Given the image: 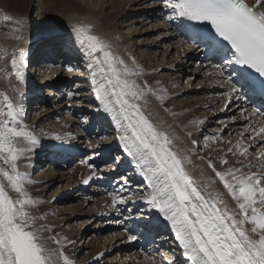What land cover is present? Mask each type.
Listing matches in <instances>:
<instances>
[{
    "label": "bare ground",
    "instance_id": "6f19581e",
    "mask_svg": "<svg viewBox=\"0 0 264 264\" xmlns=\"http://www.w3.org/2000/svg\"><path fill=\"white\" fill-rule=\"evenodd\" d=\"M38 1L39 24L35 28H28L26 18L24 20V18L6 12L0 5V56L7 50L16 53L23 52V57L26 58L27 47L36 45V50V47H40L41 43L44 46L43 53L49 57L36 70L34 66L37 57L42 55L41 52L39 53L40 50H36L33 53L34 57H30V61L25 63L24 81L15 88V90L20 89L19 96L15 98L16 103L23 106L27 115L28 110L31 113L33 111L30 109L32 107L29 103L33 100H37V103H39L38 100H42L41 103H44L45 106L50 105V102L55 104L53 109L38 108L40 110L38 112L39 117L32 121L21 117V122L17 127H24L31 134V129L38 127V132L43 133L44 139L32 134L40 141V146L32 152L30 160V153H26L25 156L21 157L20 164L16 162L17 170L30 177L29 171L30 166L33 165L32 161L35 163L36 159H40V157L36 158L35 156L38 155L37 153L42 152L43 154L45 149L51 150L47 152L48 154L52 151L59 152L60 155H63L64 152L77 153L80 147H76V138L79 139V143L88 142L93 148L98 145L97 149L103 153L108 152L109 149H113L114 152L116 150L118 152L115 154H118L120 162L116 167H107L105 173L110 178L119 170H125L129 180V184L125 187L132 188L136 192V196L130 197L134 210L130 208L126 212L124 209L116 210V212L110 211L114 219L111 223L118 226L115 217L124 212L126 214H124V220L121 219L123 220L120 224L121 228L130 220L145 221L151 217L152 222L157 224L158 231L164 234L162 238L157 240L162 249L158 253L160 257L156 262L157 259L152 261L153 258H145L136 250L130 251L133 247H131L132 243L128 239V234L123 230L118 231L117 228L110 230L111 227L113 228L111 224L110 228L109 226L106 228L107 231L109 229L108 233H104L103 236L99 234L96 243H93L94 235L87 242L85 239L82 247L94 248L91 253H89L90 251L86 252L82 259L76 261L75 250L78 247L74 249L72 243H68V241H73L76 235L81 233L82 226L83 229L87 230L85 234L93 232L97 235L98 229L97 232L94 231L95 228L92 225L96 220H104V217L108 215V209L110 207L112 209V203L109 204L112 197L104 191L106 196L102 193L100 197L93 199L94 202L91 201L94 204H89V191H86L84 197L77 199L71 206L58 208L60 204L65 203L64 194L78 185L84 188L86 184L81 183V180L89 179V176L85 175L84 177L82 174L78 177V173L84 171L80 162L74 168L72 167L73 169L70 168V164L65 167L66 169L57 171L54 169L57 163L46 160L47 163L35 172V176L30 177V183H26V189L32 199L37 202L35 206H30L27 210L34 217H42V219H37L36 223L37 226L43 225L46 229L43 236L48 240V247L63 251L72 261V264H95V262L108 264L114 262L120 254L123 257L121 260L119 259V264H167L168 260L174 261V264H191L183 255V249L180 247V242L176 239L171 225L163 219L158 210L151 208L142 199V195L151 190L148 189L147 181L144 180L137 168V161L124 152L121 147L120 136L126 134L123 119L116 112L104 111L103 105L96 99L92 84L93 70L87 67L90 61L76 42L74 28H88L91 35L97 36L110 45L109 50L114 56L123 60L128 68L139 73L128 77V79L134 81L140 89H144L145 85L148 86L143 97L136 101L143 115L158 131L164 132L172 140L169 147L183 159V166L188 176L205 198L209 199L210 202L223 201V203H218V207L221 209L226 207L229 210H235L237 213L239 211L236 201L224 188L223 183L216 176V172H225L229 168H239L241 173L264 172V160L257 158L259 153L264 151V140L251 138L254 137L252 128L259 129V127L264 126L262 123L264 118L257 114L253 115L252 111L248 110L244 104V98L235 97L232 99L234 102L225 107L226 98L223 93L228 88V85L223 83L225 77L209 75V73H214L216 69L208 62L202 61L192 69L186 67L188 63L186 64L185 61L188 58L191 60L197 57L199 50L185 44L179 31V19H174L171 22L167 20L166 17L172 13L165 6H161V0H152V3L151 0ZM245 1L250 6L255 3V0ZM158 2L159 6H157ZM256 10L264 11V8L258 7ZM163 12H168V14L160 20L161 22L152 20L157 18L158 14L162 15ZM47 35H49L47 39L52 38L51 43H47L50 39L47 42L44 41ZM159 54H161V59L157 60ZM56 59L62 62L53 63ZM71 60L73 65L66 71L65 66L70 64ZM34 70L38 72L37 75ZM192 75H200L201 77L192 86L196 87L194 90L190 89L191 86L189 87ZM55 76L60 79V82H55L52 85L49 81H52ZM182 76L185 83L179 79ZM95 78L98 82L100 81L99 74ZM62 82L63 84H60ZM74 82H76V86L80 87L75 88L77 90L74 91L81 93L77 97L83 98V102L89 104L87 107V111L89 110L88 119L92 114H95V117H90L91 120L94 119L90 124L101 122L96 128H101L107 132L109 140L106 141L102 137V139H98L96 136L99 134L95 135L96 140H92L94 138L87 134H90L88 125H86L87 119L85 121L83 119L82 123L81 120L80 122L73 116L66 117L67 114L65 113L69 111L70 107L81 110L78 112L84 111L80 108L82 105L72 106L68 101H64V98L61 101L64 96L61 95L60 90L58 91V88L62 89L59 84L63 87H69ZM201 84L203 85L200 86ZM53 88L56 92L52 91ZM191 93L193 95L198 94V96L192 97ZM77 97L74 99L77 100ZM52 98L53 101H51ZM60 102H64L63 106ZM93 102H96V107L91 109L95 106ZM64 106L66 109L63 108ZM245 109L248 111L244 112ZM64 110L66 111L64 112ZM242 112H244L243 115ZM35 113L37 115V111ZM61 114L65 116L63 117ZM114 116L120 120V128L117 127V120L113 119ZM83 124L86 125L84 129H82ZM95 133H98V130ZM188 133H191V136ZM127 134L130 135V133ZM54 136H68L69 138L56 141L52 139ZM18 139L21 147L26 146V141L23 138ZM193 140L198 142L193 145ZM237 145L240 146V149L248 148L246 157L240 154ZM74 146L75 151L72 150ZM43 155L45 156V154ZM66 157L69 155L63 156V158ZM221 160H226L228 163L222 164ZM209 161H211L215 171L213 167H209ZM26 166L27 168H25ZM0 167L8 170L3 161H0ZM93 172L91 171V173ZM241 173H236V175ZM226 179L231 180V177H226ZM0 182L7 185L2 177H0ZM122 182L124 183V180ZM53 184H57V190L60 189L59 196H52L53 193L46 196L45 191ZM98 188L100 189V187ZM8 191L13 198H16L15 192L10 188ZM90 192H95L94 187ZM127 201L129 200L125 199V206L128 205ZM78 211L79 214H76ZM132 213H136V217H132ZM75 215H90V217L76 221V228L74 229L72 228L73 225L70 226L69 220L74 219ZM134 224L132 223L131 226ZM244 227L250 229L251 225L246 223ZM141 233L140 231L139 234ZM170 239L172 241H169ZM168 247H171L170 251L166 249ZM104 254L111 256L101 261ZM151 261L152 263H150Z\"/></svg>",
    "mask_w": 264,
    "mask_h": 264
},
{
    "label": "snow or ice",
    "instance_id": "6c2138e0",
    "mask_svg": "<svg viewBox=\"0 0 264 264\" xmlns=\"http://www.w3.org/2000/svg\"><path fill=\"white\" fill-rule=\"evenodd\" d=\"M161 3L171 10L172 14L166 17L169 22L180 19L200 29L192 47L198 50L199 45L204 44L208 50L224 54L223 65L240 66L235 80L231 73L225 77L222 65L213 64L216 71L209 73L225 77L223 83L228 85L223 93L225 107L233 98H244L248 92L264 98V11L256 10L264 8V0H255L251 6L245 0H161ZM74 32L76 42L90 61L87 67L93 70L96 99L104 111L116 112L123 119L126 134L120 136L121 147L137 161V168L151 190L143 194L142 199L171 225L187 260L191 264H264V172L241 173L239 168L216 172L239 211L221 209L218 203L223 201L210 202L194 186L183 159L169 147L172 140L149 122L136 103L148 86L140 89L128 77L139 73L114 56L110 45L91 35L88 28L76 27ZM11 64L17 79L22 80L19 69L23 60L18 62L13 58ZM244 69L253 70L255 75ZM97 74L99 82L95 78ZM3 100L7 111L0 107V161L8 170L0 167V177L7 182V185L0 182V264H72L63 251L48 247V240L43 236L46 229L36 223L42 217H34L27 210L37 202L26 189L30 177L17 170L16 161L34 152L40 141L24 127H17L23 106L14 105L8 96ZM252 114L264 116V109H252ZM113 119L120 128L118 117ZM252 132L254 137L251 138L264 140V126L254 127ZM18 138H23L26 146L21 147ZM67 138L52 137L56 141ZM196 143L192 141L193 145ZM237 148L246 157L248 148L240 149L239 145ZM257 158L264 160V151ZM221 163L228 161L221 160ZM209 167L215 171L211 161ZM229 176L231 180L226 179ZM121 179L125 185L129 184L127 178ZM88 182L84 180L85 184ZM9 188L17 194L16 198L9 194ZM122 203H125L124 197L112 196L113 207ZM246 223L251 225L250 229L244 227ZM143 227L152 231L156 225L148 217ZM128 239L134 241L137 236L129 235ZM167 264L174 261L168 260Z\"/></svg>",
    "mask_w": 264,
    "mask_h": 264
},
{
    "label": "rangeland",
    "instance_id": "374dc122",
    "mask_svg": "<svg viewBox=\"0 0 264 264\" xmlns=\"http://www.w3.org/2000/svg\"><path fill=\"white\" fill-rule=\"evenodd\" d=\"M151 3L153 2L152 0L150 1ZM38 4H39V1L38 0H0V5L6 10V12L8 11V12H10V13H12L13 15H15V16H17V17H20V18H24V20H25V18H26V20H27V22H28V28H35L38 24H39V16H37V12H38ZM157 6H159V2H158V5ZM1 10V9H0ZM157 18H154V19H152V20H155V21H160V20H162V18L160 17V15L158 14L157 16H156ZM159 19V20H158ZM150 21V20H149ZM161 22V21H160ZM49 35H47L46 37H45V40L44 41H48V39H50L47 43H51L52 41H51V37H49L48 39H47V37H48ZM151 36V35H150ZM40 47H36V50H40L39 51V53L41 52L42 53V55L40 56V57H37V62H36V65L34 66L35 67V69L37 70L38 68H39V65H41L42 64V62H44V61H46V60H48L49 59V57L48 56H45V54L46 53H43V48H44V46H42V44L40 43ZM35 46L36 45H32V47H31V45H29L28 47H27V51H28V54H27V56H26V58H24L23 56L21 57V52H18V53H16V52H10V51H7V50H5V52L2 54V56H0L1 58H0V107H3L4 108V110H5V112L7 111V108H6V105L4 104V100H3V97L4 96H8L9 97V99L12 101V103L14 104V105H16L17 103H16V100H15V98L17 97V96H19V94H20V89H16L15 90V88H17V85H19V84H21L23 81H24V76H25V74H24V72H25V63H27V62H29L30 61V57L31 58H33L34 57V55H33V53H35ZM34 49V50H33ZM20 53V54H19ZM38 53V54H39ZM197 55H198V53H197ZM161 54H159L158 56H157V60H160L161 58ZM13 58H15V59H17V61L19 62L21 59L23 60V64H22V66L20 67V69H19V71H20V73H21V75H22V77H23V79L21 80V79H17V77H16V75H15V73H14V71H13V69H12V64H11V61H12V59ZM56 62H62V61H58L57 59L53 62V63H56ZM185 63L187 64L188 63V65L186 66V67H190V69H192V68H194L195 67V65L196 64H198V63H202V62H200V60H199V57L197 56V57H194V58H192L191 60L188 58V60L187 61H185ZM72 65H73V61L71 60L70 61V64H67V66H65V68H66V71L68 70L67 68H69V67H72ZM38 66V67H37ZM36 70H34V73H36V75H37V71ZM190 71V70H189ZM172 72V71H171ZM65 73V72H64ZM58 76V75H57ZM57 76H55L54 78H53V80L52 81H49V83L50 84H54L55 82H60V79H57ZM193 76V75H192ZM201 77H200V75H195V76H193L192 78H191V80H190V82H189V87H190V89H192V90H194L196 87H192L194 84H195V82L198 80V79H200ZM180 79V81H184V83H185V79H183V76L181 77V78H179ZM55 80V81H54ZM15 83V84H14ZM56 83V84H57ZM60 84H63V82L62 83H60ZM59 84V86L61 87L62 86V89H60V88H58V91L60 90V92H62L61 93V95H63L64 96V101H68V103H70V104H72V106L74 105V106H81L80 108H82V109H84V111L83 112H78V110H77V108L75 107H70L69 108V111H67V113H65V114H67L66 115V117H69L71 114V112L75 109V111H73V113H75V114H83V115H81V116H77V118L74 116V115H71V116H73V117H75L78 121H80V117H86L87 118V120L88 121H93L94 119H92L91 120V118L90 117H95V114H92L90 117H89V119H88V113H89V110L87 111V107H89V104L87 103V102H83V98H81V97H77V95H80L81 93H75L74 91H76L78 88H80V87H78V86H76V82H74V86L72 85V86H65V87H63V85H60ZM203 84H201L200 86H202ZM16 86V87H15ZM58 86V87H59ZM73 88H74V90H73ZM75 88H77L76 90H75ZM13 90V91H12ZM44 90H45V86H44ZM47 90V89H46ZM53 92L55 91V89L53 88V90H52ZM78 91H80L81 92V90H78ZM56 92V91H55ZM64 92V93H63ZM73 92V93H72ZM45 93V92H44ZM70 93H71V95H70ZM69 94V95H68ZM74 94H76V95H74ZM190 95H192V97H197L198 96V94H190ZM74 97H77V100L76 99H74ZM70 99V100H69ZM63 99H61V101H62ZM76 100V101H75ZM51 101H53V98H52V100ZM73 101V102H72ZM83 103H82V102ZM38 102L39 103H37V100L35 101V100H33V101H31V102H29L30 103V106L32 107V108H30V109H32L33 111H32V113H31V111H29L28 110V115H27V113H26V111H25V109H24V112H23V115H22V118L23 117H25V119H28L29 121H32V120H34V119H37V117H39L38 116V112L40 111L38 108H50V109H53L54 108V103L53 102H50V105H47V106H45L44 105V103H41L42 102V100H38ZM61 103V105L63 106V104H64V102L62 103V102H60ZM65 103H67V102H65ZM76 103V104H75ZM82 103V104H81ZM94 103V107H92L91 109H93V108H95L96 107V102H93ZM92 103V104H93ZM57 104V103H56ZM80 104V105H79ZM58 105H60V104H58ZM42 106V107H41ZM52 106V107H51ZM64 109H66V106H64L63 107ZM72 108V109H71ZM86 109V110H85ZM37 111V115H36V112ZM66 110H64V112H65ZM79 111H81V110H79ZM63 117L65 116L64 114H61ZM61 115H57V116H61ZM86 115V116H85ZM79 117V118H78ZM33 118V119H32ZM82 121V123H83V119L81 120ZM80 121V122H81ZM81 124V123H80ZM83 126V125H82ZM93 131H96V129L94 128V130ZM31 132H32V134L33 135H36V136H40V139H44V136L42 135L43 133L42 132H38V127H35L33 130L31 129ZM107 133V132H106ZM88 135H90L89 133H87ZM105 133H103L102 134V136H96L98 139L100 138V139H102V138H105L106 139V141L107 140H109V136L106 134V135H104ZM43 136V137H42ZM102 137V138H101ZM92 138H94V137H92ZM91 139V138H90ZM76 140H77V145H76V147L78 146V147H80L79 149V151H80V156H79V158H77L76 160H74L73 161V163H71V169H73L74 168V166L77 164V163H79L80 162V164L82 163V166L84 167V171L82 172V173H78V177L80 176V175H82V176H84L85 177V175L86 176H89V178L90 179H88L89 180V182H88V184H86V186L83 188L82 186H77V187H75V188H73V189H71L69 192L67 191V193L66 194H64V200H65V203H62V204H60L59 206H58V208L59 207H63V206H67V207H69V206H71L73 203H75L76 202V200L77 199H79V198H83L84 197V193H86V191H89V193H88V196H89V204H94L93 202V199H96V197H100L101 195H102V193H103V195L104 196H106V193H104V191L105 190H103V188H98L97 186H95L94 184H92L93 183V181L92 180H94L95 178H97L98 176H101V180L102 181H105V179H108L109 178V176H108V174L106 175V177H104V174L103 173H105L106 172V168L107 167H116V166H118V163L120 162V160H119V157H118V154H116L117 155V160H116V162H115V160H110V162H109V165L108 164H106V165H102V168L100 167L99 169H96L95 167H90L89 166V164L90 165H92L90 162H93L94 161V158L95 157H97V153H99V149H97V147H98V145L97 146H95L94 148H93V146H90V143H85V144H81V143H79L78 141H79V139H77L76 138ZM92 140H96V138H94V139H92ZM72 141H73V139H72ZM86 141V140H85ZM198 142V141H197ZM94 149V150H93ZM46 150V151H45ZM44 151V153L43 154H45V156L42 154V152L41 153H37L38 155L37 156H35L36 158H38V157H40V159H36V161H35V163H33V161H32V167L30 166V171H29V175H30V177H34L35 176V172L41 167V166H43V165H45L46 163H47V161L46 160H50L49 158H48V156H47V152H49V151H51L50 149H45ZM72 150H74L75 151V146H74V148H72ZM71 150V151H72ZM70 151V152H71ZM91 151H96V152H91ZM115 152H118V151H116L115 150ZM52 153H54L53 151L51 152V153H49V155H53ZM73 154H75V153H73ZM72 154V155H73ZM94 154V155H93ZM91 156V157H90ZM93 156V157H92ZM95 156V157H94ZM73 157V156H72ZM32 158V152H30V157H29V160ZM91 159V160H90ZM55 160V159H54ZM119 160V162L117 163V161ZM51 162L53 161V160H50ZM18 164H20L21 163V158H19L17 161H16ZM56 162L58 163V160L56 159ZM111 163H115V164H117V165H110ZM27 165V164H26ZM27 166H29V164L27 165ZM27 166L25 167V168H27ZM73 167V168H72ZM54 169H56L57 171H61L62 169H64V168H62V167H60L58 164H56L55 165V168ZM68 169H69V167H68ZM105 170V171H104ZM116 170H118V169H116ZM91 171H95V175L93 176V173H91ZM125 170H119L114 176L116 177V178H120V177H123L124 176V178L126 177L127 178V175H126V173L127 172H124ZM101 174V175H100ZM122 174V175H121ZM126 175V176H125ZM83 177V178H84ZM122 180L123 179H117V182H119V181H121V182H119V183H122V185L124 186V187H120V189H121V192L120 191H118V192H113V193H115L114 195H117V196H124L125 197V199L126 200H131V198H133L134 196H136V192L134 191V190H132V188H130V190L131 191H134V193H135V195H133V194H129L128 192H127V189H126V187H125V184L122 182ZM82 182H84L83 181V179L81 180V183ZM118 183V184H119ZM92 187H94V193L93 194H91V190H92ZM98 188V189H97ZM138 188H139V186H138ZM124 189V190H123ZM97 190V191H96ZM52 191H54V192H52ZM107 191V190H106ZM59 192H60V189H58L57 190V184H53L51 187H48L47 188V190L45 191V194H46V196L47 195H49L50 193H53V195L52 196H59L58 194H59ZM121 194H123V193H125L124 195H121ZM139 193V192H138ZM107 194H109V193H107ZM110 195V197H112L113 195L112 194H109ZM138 195H140V194H138ZM131 197V198H130ZM112 200V199H111ZM91 201H93V202H91ZM129 201H127V204L128 203H130V205H129V208L128 209H130V208H132L133 210H134V208H133V205H131V201L129 202ZM112 203V201H109V204H111ZM120 206H121V209H124L125 208V203H122V204H118L117 206H115V207H113L112 206V209H108V215L106 216V217H104V220L102 219V220H96L94 223H93V227L95 228L94 229V231H96L97 232V229H98V234L97 235H95L96 233H93V232H88V233H86L85 234V232L87 231V230H85V229H83V226H82V228H81V233L80 234H77L76 235V238H74V243H72V247L75 249L76 247H78V249H76L75 250V254H76V261H79L80 259H82V257L86 254V252H89V253H91L92 252V250H93V248H91V247H87V248H83L82 247V245H83V242L85 241V239H86V242L88 241V239L92 236V235H94L93 236V238H94V240H93V243H96L97 242V237L99 236V234L101 235V236H103L104 235V233H108V231H109V229H108V231H107V227L109 226V228H110V226H111V224H112V226H113V228L111 227L110 228V230L111 229H114V228H117L118 229V231H119V229H120V224L122 223V221L124 220V217H125V215L124 214H126V213H123V214H121V213H119L116 217H115V219H116V222H117V225L118 226H116L115 224H113V223H111L114 219H113V216H112V212H110V211H115L116 212V209H117V211H121V209H120ZM124 206V207H123ZM124 212V211H123ZM76 214H79V211L76 213ZM114 214V213H113ZM110 215V216H109ZM121 215V216H120ZM135 215H137L136 213H135ZM76 217H73L74 219H70L69 220V223H70V226H72V228H76V221H78L79 219H82V218H85V217H90V215H83V216H79V215H75ZM110 217H111V219H110ZM117 217H120V219L118 220V218ZM136 217V216H135ZM121 219H123V220H121ZM120 221V222H119ZM101 225H100V224ZM99 224V225H98ZM75 225V226H74ZM91 230H93V229H91ZM83 237V238H82ZM169 241H172L171 239L169 240ZM85 242V243H86ZM168 242V241H167ZM169 244V243H168ZM167 250H171V247H168V248H166ZM121 253H123V252H121ZM109 256H111V255H107V254H104L103 255V257H102V260L101 261H103V259H107V257H109ZM123 257V255H119L118 256V258L114 261V262H112V263H108V264H119V259L121 260V258ZM157 257V258H156ZM156 257H153V259H152V261H155L154 259H159V257H160V254H157L156 255ZM152 261L150 262V263H152ZM95 264H105V263H97V262H95Z\"/></svg>",
    "mask_w": 264,
    "mask_h": 264
}]
</instances>
